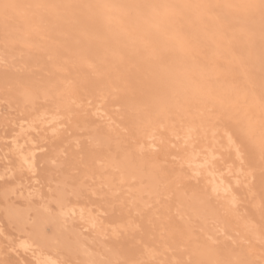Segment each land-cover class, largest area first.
Wrapping results in <instances>:
<instances>
[{"label":"snow or ice","instance_id":"1","mask_svg":"<svg viewBox=\"0 0 264 264\" xmlns=\"http://www.w3.org/2000/svg\"><path fill=\"white\" fill-rule=\"evenodd\" d=\"M0 44L6 54L24 45L48 61L78 53L76 80L58 81L50 73L6 82V91L24 98L33 114L30 128L46 125L60 139L72 136L74 128L89 132L71 158L66 150L56 154L53 163H59L42 202L44 219L18 217L21 236L4 238L9 252H55V259L36 264H264V191L256 205L259 224L244 218L243 230L231 235L211 227L239 216L242 198L255 199L250 187L240 194L231 181L225 184L216 168L219 147L226 142L238 175L259 168L264 177V0H0ZM225 49L228 67L219 63ZM2 63L7 72L8 61ZM69 92L76 98L65 102ZM91 115L105 123L96 124ZM17 156L21 170L32 169L22 149ZM98 158L107 163L105 174L112 173L107 182L104 174L97 181L90 166ZM8 172L6 167L0 175L5 201L16 191ZM217 175L223 194L201 185L202 178ZM240 183L236 179L237 187ZM117 185L129 193L139 186L141 193L139 200L120 201L128 210L126 223L106 225L95 201L87 217L83 208L77 213L76 205L92 196L101 201L99 208L114 206L107 193L119 198ZM177 191L200 226L173 227L169 235L173 218L161 209L171 207ZM54 220L62 221L61 231L51 229ZM156 220L163 222L159 235ZM78 222L88 223L98 237L111 229L117 242L82 244ZM129 231L135 242L122 247L119 237ZM165 253L173 259H161Z\"/></svg>","mask_w":264,"mask_h":264},{"label":"rangeland","instance_id":"2","mask_svg":"<svg viewBox=\"0 0 264 264\" xmlns=\"http://www.w3.org/2000/svg\"><path fill=\"white\" fill-rule=\"evenodd\" d=\"M19 1L20 0H16V2H18V3H19ZM178 1L179 2H189V1L191 2L192 1V3L202 2V0H188V1L187 0H170V2H178ZM62 2H63V0H61V3ZM208 2H215V1L208 0ZM33 53H34L33 54L34 56H32V53H31V58L32 57L35 58V56H37V55H35V51ZM222 55H224V54L222 53L221 56ZM44 58H46V57H44ZM228 61L229 60H226L224 58V56H222V58L219 57V63L225 65V67L229 66ZM47 64H49V63H47ZM47 64L44 65V67H46V69L49 68L48 70L51 71L52 70L51 64L50 65H47ZM31 66L32 65L26 66L24 69L17 67L13 70V72L14 73H16L18 71L22 72V70L26 71L27 69H30V68L32 69V67H34V65L32 67ZM42 67H43V65H42ZM18 68H20L21 70ZM233 68H235V67L233 66ZM34 69H36V67L33 68V71H35ZM0 70H1V72L3 71L2 69H0ZM51 72L55 73V75H57V73H58L57 70H53ZM47 73H45L46 74L45 78L48 77ZM73 74H75V73H73ZM48 75H49V73H48ZM42 77L44 78V76H42ZM76 78H77V74L73 75L72 79L74 80ZM0 89H1L0 90V174L4 175L5 174V168L8 167L9 168L8 175L12 176L11 183H12V186L15 187V189H16V191L10 195V197L7 201H5L2 196H0V216H1L0 221L3 225L2 227H3V231H4V234L0 235V259H6V260L10 261V264H36L37 255H38L37 251H35L37 254L36 253H25L24 254V252L20 253V250H18V251H16L18 253L17 254L16 252H9L6 249V247H5L6 241L4 239L5 237L19 238L21 236L20 232L15 227L16 224H14L11 221V219L8 218L7 212L10 210H18L21 212L29 213L27 211V208L31 207L29 204L32 205L31 208H35V206H37L36 208L41 207L43 199L45 197H47V195L49 193V183H50V181L53 180V171L57 168L58 163H59V161H57V163H54L55 165L53 164V161L56 158V154L66 150L68 157L71 158V156L74 153L79 151L80 145L77 143V141L79 140V141L83 142L84 138L88 136L89 132L87 130L74 128V129L70 130L73 133L72 136H68L67 133H65L64 138L60 139V138L54 137L53 136V130L51 128L47 127L46 125L38 126L37 129L39 127L40 128L38 130L36 129V131L31 130V129L30 130L25 129L26 128V127H24L25 125L23 126L24 128L23 127L20 128V125L22 124V122H24L23 118H24L25 113L27 112L28 109L26 110V107H24L25 105L23 106V104L21 102L18 103L17 101H15L16 99L14 100L13 98H11V99L7 100L8 98H7L6 94L8 91H6V86L1 85ZM71 96H73V95L69 92L65 97L66 98L68 97V99H69V98H71ZM13 101L15 102V104L13 103ZM21 105L23 106V108L21 107ZM52 106L54 107V105H52ZM52 106H49L48 108H53ZM110 112H111V114H113L114 117H116L117 115H120V114L114 113L115 112L114 110H110ZM89 119L90 120L95 119L93 121H97V122H95L96 124H104L105 123L103 118H98L97 116H94V115H91L89 117ZM126 120H127V118H126ZM13 139H16L17 141L22 142L24 144V147H23L24 151L31 150L32 148L36 149L35 150L36 158H37L36 159L37 160V172L35 173L36 175L29 174L25 167L23 170H21V160L17 156V153L13 147V144H12ZM208 139H209V141H211L212 137H208ZM33 141H35V142H33ZM224 145H225V143H224ZM224 145H223V147H219V149H221V150L218 149L219 150V156H218V160L216 162L218 170L222 171V173L225 175L226 181H231V183L234 185V187H233L234 191H237L240 194H244V193L248 192V189L250 187L252 192L255 194V199H253L252 196L251 197L248 196L247 199L242 198V201H241L240 206H239V216L232 217L230 220H228L226 222L223 221L224 223L222 221H219L215 224V226H217V228H219V229L223 228L222 230L226 234L231 235V234H234L235 230H238V229L243 230L242 222L244 221V218H247V219L254 218V216L259 213L258 208L255 206L258 204L260 194L264 190V177L261 176L259 168H257L250 175V176H252V178H250L249 176H248V178L243 177L241 174L238 175L235 170H232L230 174H229V172H226L225 168L227 169L228 166H226L225 164L227 163L230 165V163H231L230 167H233V158L229 156L228 151L226 152ZM74 147L77 148V150ZM228 161L230 163H228ZM9 162H11V163H9ZM94 167L95 166H92L93 169H94ZM101 167H103V163H101V166H99L98 168L96 167L94 169L97 173V181H99L102 174L105 173L104 172L105 170L102 171L104 173H102L100 170H98ZM98 172H101L102 174L100 175V174H98ZM104 176H106L105 177V180H106L108 178L107 177L108 173L104 174ZM241 177L243 180L241 179ZM236 179H239L241 182L239 187H237V185L234 184V181ZM2 183H3V181H0V184H2ZM192 183L195 184V181H192ZM205 184H207L206 179L202 178L201 179V185H205ZM117 186H116V188H118ZM116 192H118V191H116ZM26 193L27 194L30 193V195H27ZM119 193H120V195H119V200H118V198L116 196L112 195L113 194L112 192L111 193L108 192L107 193L108 198L110 200L112 199L111 203H112V205H115V208H114V206H107V205L104 207L105 214L103 215V218L105 221L111 222L112 227L116 226V223L112 222V221H114L119 216L124 215L125 214L124 212H126V213L128 212V210L127 211L124 210L127 208H122L120 201L124 200V199H128V198L133 199L132 197H130L132 195H130L128 193L127 189L119 191ZM124 194H125V196H124ZM178 195L181 196L182 193L180 191L176 192V194L173 197V200L171 202L170 208L161 209V212L163 214L167 213L168 215L172 216V218H173L172 225L168 226L169 235H171V231H172L173 227H182V226L184 227V225H185L183 223L184 221L181 222V220H183L184 218L182 219V216L180 217V213H181L180 210H177V209H179L177 206ZM24 196H26V197H24ZM27 197H28V199H27ZM120 198H121V200H120ZM26 199H27V201H26ZM113 199H115L117 202H114L115 200H113ZM252 199H253V202H252ZM93 201H95V204H96V207L98 210L99 204L101 203V201H99V199L95 196L90 197V199L81 200L80 204L82 205V202H83L84 206L87 205L86 207L90 206L92 208L93 207V203H92ZM150 202H152V201H150ZM24 203H25V205H24ZM37 203H39V204H37ZM25 206H26V208H25ZM119 208H120V210H118ZM28 210H30V209H28ZM155 212H156V208L154 207L152 209V213L154 214ZM30 213H29L30 217L33 218L34 213L32 211ZM121 213H123V214H121ZM77 219L79 221L78 217H77ZM189 221H190V227L191 228L193 227V228L198 229L197 227L200 226V224H199L200 221L196 220V218H194V219L190 218ZM254 221L256 224H258L261 222V219H259V220L255 219ZM139 222L140 221H137V223H139ZM192 222H193V224H192ZM220 222H222L223 225ZM182 223L184 225H182ZM156 224H157V235H159V231L161 229L160 227L162 226L163 223L161 220H156ZM76 227H77V230L82 234V237H84L83 241L86 242L87 245L95 244L96 242H98V239H100V238L104 239L110 243L111 242H117V238L112 235L111 229H109L106 237H98L97 234H95L96 232L94 231L95 232L94 233L93 230L89 227V224L86 222H85V224L84 223L81 224L78 222ZM213 227H214V225H213ZM220 239L224 244H230V241H228L225 238V236H221ZM134 242H135L134 234L131 231L124 233L122 236L119 237V240H118V243L123 247H129ZM35 255H36V257H35ZM172 255H173V253H165L160 258L170 260ZM19 256H20V258H22V257L23 258L20 259ZM33 257H34V259H33ZM20 261H22V262H20Z\"/></svg>","mask_w":264,"mask_h":264},{"label":"bare ground","instance_id":"3","mask_svg":"<svg viewBox=\"0 0 264 264\" xmlns=\"http://www.w3.org/2000/svg\"><path fill=\"white\" fill-rule=\"evenodd\" d=\"M188 1V0H187ZM212 1V0H211ZM213 1H215V0H213ZM34 2H44V3H61V0H20L19 1V3H34ZM63 2H69V0H63ZM72 2H80V0H72ZM115 2H120V0H115ZM151 2H162V0H151ZM179 2V1H178ZM190 2V1H189ZM192 2V1H191ZM49 47H51V48H53V49H55V47H56V45L55 44H53V43H50L49 44ZM35 50L34 49H30L29 47H26V46H24V45H18L17 47H16V49L14 50V51H11V52H9V53H5V50H4V48H3V46H2V44H0V69H2L3 71L1 72V70H0V87H1V85H3V86H6V82H15L16 80H29V79H37V78H41L42 76H44V78H45V73H52L51 71H53V70H57V68H56V65H63L64 66V68H65V70L64 71H59L58 73H57V75H56V79L59 81V80H62L64 77H68L69 78V80H73L72 79V77H73V75H76L77 74V66L80 64V55L78 54V53H74V52H68L67 54H64V53H61L59 56H56L55 57V59L53 60V61H48L47 60V58H44V57H38V56H35V58L34 57H32L31 58V53H32V56H34L33 54V52H34ZM224 54V55H222V56H224V58L226 59V60H230L231 59V57H230V53L225 49V50H222V52H221V54ZM35 55H36V53H35ZM222 56L220 55V57L222 58ZM19 58V59H18ZM7 60L8 61V63H9V65H10V67H9V69H8V71L6 72L5 71V68H4V64L2 63V61H4V60ZM47 63H49V64H47V65H50L51 64V71L50 70H48V69H46V67H44V65H46ZM225 63V62H224ZM30 65H34V67H32V69L30 70V69H27L26 71L25 70H22V72H16V73H14L13 72V70L15 69V68H17V67H20L21 69H24L26 66H30ZM42 65H43V67H42ZM36 67V69H34L35 71H33V68H35ZM257 67H259V65L257 64ZM20 68H18V69H20ZM20 69V70H21ZM258 69V68H257ZM233 71H235V72H239L240 70H239V68H237V67H235V68H233ZM48 73H47V76H48ZM73 73H75V74H73ZM46 76V77H47ZM77 79V78H76ZM76 79H74V80H76ZM4 88V87H3ZM1 90V89H0ZM4 90V89H3ZM6 96H7V100H9V99H11V98H13L15 101H17L18 103L19 102H21L22 104H23V106L25 105V100H24V98L22 97V96H20L19 94H18V92H15V91H13V92H7V94H6ZM69 97V96H68ZM68 97L66 98V97H64V99H65V102H70L72 99H75V97L74 96H71V98H69L68 99ZM12 102V101H11ZM13 103L15 104V102L13 101ZM10 105V104H9ZM23 106L21 105V107L23 108ZM49 106H52V105H49ZM49 106H47V107H49ZM25 107V106H24ZM53 107V106H52ZM50 109H52V108H49V110ZM27 110V109H26ZM16 111V110H15ZM102 111H103V109H102ZM110 111V110H109ZM115 113V112H114ZM113 115V114H112ZM94 116H96V115H94ZM118 116V115H117ZM12 117V116H11ZM93 117V116H92ZM95 118V117H94ZM98 118H101V117H98ZM126 118L127 117H125V121H127L126 120ZM22 119V118H21ZM23 120H24V122H22V124L20 125V128H22L24 125V127H26L25 129H28V130H35L36 131V129H37V127H35L34 129L33 128H30V124H31V122H32V120H33V114L31 113V110H30V108L27 110V112L25 113V116H24V118H23ZM93 120H95V119H93ZM21 122V121H20ZM95 122H97V121H95ZM101 122V121H100ZM102 123V122H101ZM19 127V126H18ZM23 127V128H24ZM40 128V127H39ZM38 128V129H39ZM43 128V127H42ZM37 129V130H38ZM23 131V130H22ZM26 132V131H25ZM81 132V131H80ZM77 135V134H76ZM208 137H211V131H209V133H208ZM45 138V137H44ZM13 140H15L16 141V143H13V141H12V144H13V147H14V149H15V151H16V153H17V151H19L20 149H22V151H23V154L26 156V157H28L29 159H30V163H31V165H32V169L31 170H29L28 169V166L27 165H25L24 167L26 168V170L28 171V173L29 174H34V175H36L35 173L37 172V158H36V152H35V148H32L31 150H28V151H24L23 150V147H24V144L22 143V142H19V141H17L16 139H13ZM56 140V139H55ZM33 142H35V141H33ZM17 145H19V149L17 148ZM31 145V144H30ZM225 147V150H226V152L228 151V148H227V144H226V142H225V145H224ZM63 148V147H62ZM75 148V147H74ZM76 150H77V148H75ZM219 149V148H218ZM219 150H221V149H219ZM219 150H217L216 152H215V156L217 157V160H218V156H219ZM217 160H216V162H217ZM7 161V160H6ZM222 162V161H221ZM101 163H103V167H101L100 169H98V170H100L101 172L102 171H104L105 170V168L107 167V163H106V161H104V160H102V159H96L95 161H91L90 162V166L92 167V166H95L94 167V169L97 167H99V166H101ZM228 163H230L229 161H228ZM54 164V163H53ZM52 164V165H53ZM55 165V164H54ZM53 165V166H54ZM226 166H228L227 167V169L225 168V170H226V172H229V174L231 173V171L232 170H235L237 173H238V165H236L235 167H230V165H231V163H230V165L229 164H225ZM216 168H217V163H216ZM217 170H218V168H217ZM98 172V174H102V173H104V172ZM44 173V172H43ZM218 173H222V171H220V170H218ZM225 173V172H224ZM105 174V173H104ZM1 175V174H0ZM45 175V174H44ZM112 175V173L109 171L108 172V178L105 180L106 182L108 181V179H110V176ZM236 175V174H235ZM243 177H246V178H248V176L250 177V178H252V176H250V175H247V174H241ZM225 176V175H224ZM50 177V176H49ZM106 176H104V178H105ZM45 178V177H44ZM43 178V179H44ZM51 179V178H50ZM206 179V183H207V185L209 186V187H212V186H215V187H217L218 188V190L221 192V194H223V190H224V187H225V184L226 183H228V181H226L225 180V184H221L220 182H219V180H220V178H219V175H217L215 178H213V177H206L205 178ZM241 179H242V177H241ZM33 180V179H32ZM231 180V179H230ZM243 180V179H242ZM236 181V180H235ZM234 181V184L236 185V182ZM209 182H211V183H209ZM232 184V183H231ZM243 184V183H242ZM118 188H116L115 187V189H114V191H122L120 188H119V186H117ZM139 187V186H138ZM138 187L136 188V189H133V191L131 192V193H129L130 195H132V196H130V197H132L133 199H136V200H139L140 199V196H141V193L137 190L138 189ZM234 187V185L232 184V188ZM126 189V188H125ZM124 190V189H123ZM263 190V189H262ZM233 191H234V189H233ZM264 191V190H263ZM31 193V192H30ZM30 193H26L27 195H30ZM111 193V192H110ZM113 195V194H112ZM124 196H125V194H124ZM180 195H178V197H177V206H178V208L179 209H177V210H180V217L182 216V219L183 220H181V222L182 221H184L183 223L185 224H183L182 223V225H184V227L185 228H188V227H190V218H196L194 215H192L191 214V211H190V209L187 207V198L186 197H184L183 195H181L180 197H179ZM24 197H26V196H24ZM127 197V196H126ZM251 197V196H250ZM179 198V199H178ZM27 199H28V197H27ZM27 199H26V201H27ZM35 199V198H34ZM131 199V198H130ZM145 199H147V198H145ZM22 200V199H21ZM112 200V199H111ZM113 200H115V199H113ZM118 200H119V198H118ZM120 200H121V198H120ZM114 202H117L116 200L114 201ZM252 202H253V199H252ZM34 203V202H33ZM85 203V202H84ZM148 203L149 204H151L152 202H150V201H148ZM37 204H39V203H37ZM115 204V203H114ZM117 204V203H116ZM8 205V204H7ZM15 205V204H14ZM24 205H25V203H24ZM31 207H32V205L31 204H29ZM36 205V204H35ZM119 205V204H118ZM34 206V205H33ZM87 206V205H86ZM86 206H84L83 205V202H82V205L80 204V202L76 205V210H77V213H79V211H80V209L81 208H83V209H85V216L87 217V210L88 209H91V207L89 206V207H86ZM117 206V205H116ZM250 206V205H249ZM16 207V206H15ZM18 207V206H17ZM31 207H28L27 208V211L30 213L31 211L34 213V217H33V219H35V220H37L38 222H40V221H42L43 219H44V213H43V209L41 208V207H38V208H36L37 206H35V208H31ZM256 207V206H255ZM25 208H26V206H25ZM41 208V209H40ZM107 208V207H106ZM114 208H115V205H114ZM11 209V208H10ZM15 209V208H14ZM28 209H30V210H28ZM108 210V209H107ZM110 210V209H109ZM113 210V209H112ZM118 210H120V208L118 209ZM117 210V211H118ZM124 210H126L127 211V209H124ZM98 211H100V212H102L103 214H105V211H104V208H98ZM255 211V210H254ZM29 213H27V212H21V211H18V210H10V211H8L7 212V214H8V218L9 219H11V221L14 223V224H16V221H17V218L18 217H21V216H23V217H30V215H29ZM125 214L124 215H121V216H119L118 218H116L114 221H112V222H115L116 223V226L118 225H122V224H124V223H126L127 221H128V212L126 213V212H124ZM31 214V213H30ZM117 214V213H116ZM121 214H123V213H121ZM165 215H168L167 213H164ZM6 215V214H5ZM29 215V216H28ZM3 216V215H2ZM1 217V216H0ZM6 217V216H5ZM105 217V216H104ZM104 219V218H103ZM255 219H257V220H259V219H261V216H260V212L258 213V214H256L255 216H254V218H250V220H252L253 222H255L254 220ZM197 220V219H196ZM111 221V220H110ZM193 221V220H192ZM104 222H105V224L106 225H112L111 224V222H108V221H105L104 220ZM197 222V221H196ZM223 222V221H222ZM222 222H220L222 225H223V223ZM235 222V221H234ZM163 223V222H162ZM85 224V223H84ZM192 224H193V222H192ZM200 224V223H199ZM226 224V223H225ZM242 224H244V221L242 222ZM259 224V223H258ZM3 225H2V223H1V221H0V235H3L4 234V231H3V227H2ZM115 226V227H116ZM117 226V227H118ZM50 227H51V229L53 230V231H57V232H59V231H61L62 230V221H60V220H54L53 222H52V224L50 225ZM183 227V226H182ZM211 227H213V226H211ZM229 227V226H228ZM161 228V227H160ZM193 228V227H192ZM197 228H199V227H197ZM213 228H217V226H215L214 225V227ZM79 229V228H78ZM223 229V228H222ZM80 230V229H79ZM89 230V229H88ZM161 230V229H160ZM85 231V230H84ZM94 232V231H93ZM160 232V231H159ZM95 233V232H94ZM81 234V233H80ZM96 234V233H95ZM91 235V234H90ZM94 237V236H93ZM83 238L84 237H82V234L80 235V237H79V240H80V242L82 243V244H85V245H87L86 244V242H84L83 241ZM86 239V238H85ZM101 239V238H100ZM100 239H98V241L100 240ZM92 240V239H91ZM86 241V240H85ZM121 241V240H120ZM123 241V240H122ZM2 243V242H1ZM122 243V242H121ZM127 246V245H126ZM123 247V246H122ZM20 250V253L21 252H24V254L25 253H36V252H34V251H25L24 249H19ZM37 252H38V255H37V260H44V259H49V258H51V259H55L56 258V254H55V252L53 251L52 252V254H51V256H49V254L47 253V252H45L43 255L40 253V251H38V250H36ZM16 252V251H15ZM17 253V252H16ZM18 254V253H17ZM37 254V253H36ZM29 255V254H28ZM11 256V255H10ZM18 256V255H17ZM35 257H36V255H35ZM162 257V256H161ZM19 258H20V256H19ZM23 258V257H22ZM22 258H20V259H22ZM33 259H34V257H33ZM171 259H173V255L171 256ZM170 259V260H171ZM20 262H22V261H20ZM35 262V261H34Z\"/></svg>","mask_w":264,"mask_h":264}]
</instances>
